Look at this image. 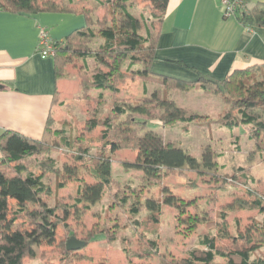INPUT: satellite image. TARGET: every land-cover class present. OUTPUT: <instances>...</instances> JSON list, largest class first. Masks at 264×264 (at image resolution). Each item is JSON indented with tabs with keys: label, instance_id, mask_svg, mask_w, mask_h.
Here are the masks:
<instances>
[{
	"label": "trees",
	"instance_id": "trees-1",
	"mask_svg": "<svg viewBox=\"0 0 264 264\" xmlns=\"http://www.w3.org/2000/svg\"><path fill=\"white\" fill-rule=\"evenodd\" d=\"M117 1H119L115 9L117 16L111 26H105L104 22L100 24L91 20L90 10H78L71 7V4L56 5L50 0H0V9L12 13L80 11L84 15L85 26L72 32L63 43L57 44L53 57L56 81L62 77L64 66L71 63L74 57L84 61L88 58L94 60L95 69L91 71L89 78L82 81L83 98H90L87 91L89 89L117 94L118 86L128 79H139L143 83H155L159 86V89L149 97L141 98L136 104L115 101L110 116L100 120L92 118L85 124L84 129L88 133L100 129L98 135L100 148L88 161L94 181L79 186L72 207L62 206L63 215L58 213L61 210L47 207L42 201L43 195H51V189L43 181V176L36 174L34 170L37 168L44 173L59 172L53 160L44 156L51 151L54 135L57 133L52 117L48 118L40 140L28 139L11 131L0 134V202H5L8 196L17 197L10 210L0 206V264H22L24 258H36L38 248L56 244V236L52 233L54 227L61 225L63 229L67 228V224L64 223L65 213L71 210L78 214L80 208L88 210L101 200L105 188L118 189L117 185H113L115 181L111 176L112 155L115 152L130 150L136 153L133 160L118 163L126 171L142 172L141 181L147 184H158V181L167 174L197 172L196 160L171 141H164L162 136L152 131L141 134L147 122L156 118L164 127L173 126L177 122H202L208 119L207 116L190 113L187 109L178 107L170 98L172 92L189 93L197 89L204 95L221 98L222 102L229 106L224 118L225 124L229 127L239 125L247 127L249 138L255 142L256 150L261 152L264 149V81H258L251 73L264 67V63L235 70L223 80L200 75L194 70L197 75L194 82L153 74L150 68L155 59L159 26L166 12L168 0H142L150 3L153 8L149 24L143 18L137 19L129 12L131 5H127L129 0ZM107 3L109 4L110 0ZM131 3L135 4L134 1ZM238 20L249 28L253 26L264 28V2L257 3L246 13L240 14ZM96 26L98 27L95 28ZM142 28L145 29L144 33H141ZM95 38H100L102 43L92 51L88 44ZM56 101L57 92L54 94L53 104ZM100 101L102 94L99 95L97 103ZM235 110L236 114L233 115ZM154 111H157V116ZM136 115L142 117L141 120L136 118ZM183 130L188 131V127H184ZM41 155L43 157L40 158ZM81 159L82 156H77V160ZM211 159L210 154L206 155L204 164L215 167L216 164ZM63 169L68 177L72 176L73 171L70 168L64 166ZM226 182L247 187L249 182H253V178L244 168H239L237 174L227 178ZM57 187L61 188L62 184H58ZM161 194L163 196L161 202L146 199L140 203L136 199L138 203L132 204L129 208L130 215L136 217L142 207L150 214L151 221L158 223L155 214L161 212L162 206L174 208L182 216L186 208L192 205L191 202H184L176 197L167 187L162 188ZM247 194L252 200L237 201L239 208L258 210L264 214V199L257 197L252 190ZM126 199L128 198H121L119 203L126 204ZM204 220L197 216H188L185 221L190 225L191 231ZM132 224L137 228L139 220L134 219ZM253 229L259 231L264 228L256 224L252 229L246 228L243 234L231 236L225 231H220V239L230 240L233 247L230 251L220 248V239L204 236L199 241L202 249L191 250L186 258L173 264H264V257L251 259L250 254L264 244V238L257 244L252 235L255 234ZM102 233L105 234V232L100 234ZM260 236L264 237L263 234ZM107 238L113 241L111 236ZM67 240L68 238L60 241L64 256L73 254L72 251L66 250ZM240 243L242 244L239 245ZM250 245L252 246L247 248ZM153 247L155 248V245ZM217 259L224 262L219 263Z\"/></svg>",
	"mask_w": 264,
	"mask_h": 264
},
{
	"label": "rangeland",
	"instance_id": "rangeland-1",
	"mask_svg": "<svg viewBox=\"0 0 264 264\" xmlns=\"http://www.w3.org/2000/svg\"><path fill=\"white\" fill-rule=\"evenodd\" d=\"M50 1L56 5L71 4L76 9L90 10L91 20L100 24L104 22L105 26L112 25L119 3L117 0H110L109 4V0ZM133 1L135 4L131 3ZM127 5H130L129 12L135 18H143L148 24L151 22L153 8L150 3L129 0ZM254 5L255 3L249 4L248 9ZM144 30L142 28L141 33ZM101 43L100 38H95L88 47L94 51ZM95 67L93 59L84 61L79 57H74L71 63L64 66L62 77L58 80L63 81V87H67L62 98L63 104L52 112L57 118V133L54 135L51 151L44 154L46 158L53 160L59 172L44 173L34 168L36 174L42 175L43 181L51 189V195H43L42 201L47 207L61 210L58 212L60 215L64 213L63 205L71 208L74 204L79 186L94 181L88 161L100 148V129L88 133L84 129L88 120H100L110 116L112 106L117 100L120 103L136 104L158 88L154 83L128 79L118 86L117 94L89 89L87 91L90 98H83L82 81L89 78ZM251 73L258 81H264V67ZM57 93L59 100L60 94ZM100 94L102 101L97 103ZM170 98L178 107L185 108L190 113L207 116L208 119L202 122H177L173 126L164 127L156 118L147 122L141 134L152 131L162 136L164 141H171L196 160L198 171H183L182 175L167 174L158 184H147L141 181L142 172L126 171L118 163L133 160L136 153L130 150L115 152L112 155L111 176L115 181L113 185L119 188H105L101 200L88 210H82L80 206L78 214L71 210L65 213L64 223L67 228L63 229L60 225L52 230L56 236V244L38 248V256L34 259L24 258L22 264H173L186 258L191 250L202 249L199 241L204 236L220 239V231L231 236L243 234L246 228L252 229L256 224L264 228L263 213L240 209L237 204V201L252 200L247 194L249 190L255 191L257 197L264 199V149L261 152L256 150L255 142L249 138L247 127H229L225 124L224 118L229 106L221 98L204 95L197 89L189 93L172 92ZM154 114L157 116V111ZM235 114L236 110L233 112ZM136 118L141 120L142 117L136 115ZM186 126L188 131L185 132L183 128ZM209 154L216 164L215 167L204 164V157ZM77 156H82V159L77 160ZM64 166L73 171L72 176L68 177ZM239 168H244L253 178V182H249L247 187L226 182L227 178L237 174ZM58 184H62V187L58 188ZM164 187L184 202H191L192 205L186 208L184 215L180 216L174 208L167 206H162L161 212L155 214L158 223L151 221L150 214L142 207L136 217L130 215L129 208L138 203L136 199L140 203L146 199L161 202V190ZM123 197L128 198L126 204L119 203ZM16 201L17 197L8 196L5 202H0V206L10 210ZM188 216L205 220L190 231V225L185 221ZM136 218L139 226L134 228L132 222ZM101 232L105 234H100ZM260 234L264 236V229L252 234L257 244L264 238ZM107 236H111L113 241H109ZM71 237L84 241L86 245L78 251H72L73 254L67 257L62 254L60 241ZM219 244L225 251L233 249L228 238L220 239ZM250 255L251 259L264 257V244ZM217 262L224 261L217 259Z\"/></svg>",
	"mask_w": 264,
	"mask_h": 264
},
{
	"label": "crops",
	"instance_id": "crops-1",
	"mask_svg": "<svg viewBox=\"0 0 264 264\" xmlns=\"http://www.w3.org/2000/svg\"><path fill=\"white\" fill-rule=\"evenodd\" d=\"M220 1L168 0L153 74L194 82V70L223 80L235 70L264 63V28L247 31L239 16L223 18ZM263 2L248 0V6ZM85 24L80 11L19 14L0 9V134L11 131L40 140L50 116L56 127L52 112L63 104L67 87L55 79L53 58L37 51L40 31L57 46ZM56 92L60 97L53 104Z\"/></svg>",
	"mask_w": 264,
	"mask_h": 264
},
{
	"label": "built area",
	"instance_id": "built-area-1",
	"mask_svg": "<svg viewBox=\"0 0 264 264\" xmlns=\"http://www.w3.org/2000/svg\"><path fill=\"white\" fill-rule=\"evenodd\" d=\"M221 13L223 18H230L234 16H240L242 13H246L248 9V0H221ZM247 31L249 27H245ZM56 44L52 43L45 30L40 31V42L37 49L38 53L42 57H54Z\"/></svg>",
	"mask_w": 264,
	"mask_h": 264
},
{
	"label": "water",
	"instance_id": "water-1",
	"mask_svg": "<svg viewBox=\"0 0 264 264\" xmlns=\"http://www.w3.org/2000/svg\"><path fill=\"white\" fill-rule=\"evenodd\" d=\"M85 245L86 243L84 241L77 240L74 237L69 238L65 244L67 251H78Z\"/></svg>",
	"mask_w": 264,
	"mask_h": 264
}]
</instances>
